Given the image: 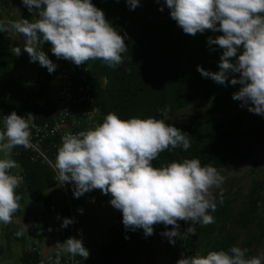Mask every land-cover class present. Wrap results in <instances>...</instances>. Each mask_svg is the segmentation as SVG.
Returning <instances> with one entry per match:
<instances>
[{
  "label": "trees",
  "instance_id": "16d2710c",
  "mask_svg": "<svg viewBox=\"0 0 264 264\" xmlns=\"http://www.w3.org/2000/svg\"><path fill=\"white\" fill-rule=\"evenodd\" d=\"M258 2L25 0L23 21L47 41L49 57L58 56L61 66L73 54L89 66L106 125L104 149L125 174L127 194L117 197L109 240L91 264H144L142 257L168 235L167 224L184 207L190 181L206 166H234L241 156L244 139L254 134L246 129L250 117L242 123L236 114L233 120L207 124L200 112L178 111L204 101L209 110L224 113L256 85L247 69L264 54V37L249 21ZM3 24L0 14V109L16 127L28 126L29 114L32 123L52 120L55 102L46 99L41 105L35 99L42 91L29 92L13 82ZM17 145L10 144L11 157L21 166L23 181L6 190L11 220L6 244L24 240L13 223L21 215V200L42 201L56 182L48 164L31 162L23 148L17 154ZM66 151L59 148L56 155ZM231 179L218 193L192 198L186 228L168 235L164 264H264V258L257 263L264 245V178L252 175L240 201ZM62 222L66 226L64 217ZM21 261L39 264L32 251L23 250Z\"/></svg>",
  "mask_w": 264,
  "mask_h": 264
},
{
  "label": "rangeland",
  "instance_id": "374dc122",
  "mask_svg": "<svg viewBox=\"0 0 264 264\" xmlns=\"http://www.w3.org/2000/svg\"><path fill=\"white\" fill-rule=\"evenodd\" d=\"M23 1L25 0H11L13 14H11L12 20L11 23L9 22V27L11 28V41L24 39L19 44L17 58L22 53L27 60L29 59L28 54L33 53L34 55L36 50L42 51V46L39 44L42 38L33 37L31 38L34 40L33 46L30 47L31 45L28 44L32 31L23 25L21 15ZM39 17L35 15L34 19ZM249 21L256 26L258 35L264 37V0H259L249 15ZM107 50L108 46L103 41L101 51L104 53ZM39 60L40 58H38V64H40ZM59 62L58 56L47 61V64L52 66L54 76ZM247 71L254 73L256 85L246 95L236 100L237 105L233 109L224 113L215 112L209 110V103L199 101L178 111V114L200 112L207 124L223 119L233 120L236 114H239L242 123L250 117L246 129L253 130L254 133L244 139L241 156L234 166L219 169L206 166L195 179L190 181L188 192L196 200L218 193L225 188L224 183L232 178L233 184H236L238 188L236 198L240 201L245 198L252 175L264 178V54L248 67ZM106 141L107 138L104 137L93 151L68 150L53 157L60 179L45 191L42 201L30 202V206L29 204L23 206L22 210L27 212L33 209L28 217H35L28 227L29 231L26 230L25 237L28 239L25 238L24 245L28 246L30 241L35 242L36 240L44 242L47 237L55 241L56 234L59 237L60 252L68 253L72 250L75 257L77 253L80 254L81 260H85L87 264L97 259L101 245L109 240L108 231L118 205L117 197L121 192L127 194L122 165L108 156L104 149ZM13 167L10 154L0 158V177L8 169L13 175ZM253 170L255 171L251 175ZM44 204L53 207V211L48 207L50 212L45 213ZM55 213H59L61 220L59 223L57 221L59 218H55L56 227L52 222V216ZM261 213L264 215V204L261 206ZM3 215V207L0 206V226L4 222ZM63 217L67 223L64 227ZM170 222L172 223L167 224L168 235L179 233L184 229L181 211ZM243 232V230L239 232L238 244L244 238ZM168 235L157 241L147 257H142L144 264H164V246ZM258 251L257 263H261L264 258L263 244L260 245ZM16 262L18 263V260Z\"/></svg>",
  "mask_w": 264,
  "mask_h": 264
},
{
  "label": "built area",
  "instance_id": "2783aa9c",
  "mask_svg": "<svg viewBox=\"0 0 264 264\" xmlns=\"http://www.w3.org/2000/svg\"><path fill=\"white\" fill-rule=\"evenodd\" d=\"M2 13L3 6L0 2V14ZM2 31L8 37L4 24ZM89 71V66L82 64L75 55L68 54L64 57L59 66L55 94L58 111L52 120L32 123V118L28 117V126L16 127L0 109V124L7 130L10 144H18L17 154L23 148L31 162L40 160L48 164L55 172V180L60 179L53 162L59 148L93 151L106 136V125L94 94L96 86ZM27 85L31 87L33 83L29 81ZM37 91L36 87L31 89L33 93ZM35 101L42 104L44 98L37 96ZM15 177L18 183H22L23 178L19 172ZM32 251H36V248ZM44 264H80V261L71 250L65 258H56Z\"/></svg>",
  "mask_w": 264,
  "mask_h": 264
},
{
  "label": "crops",
  "instance_id": "0c3cea01",
  "mask_svg": "<svg viewBox=\"0 0 264 264\" xmlns=\"http://www.w3.org/2000/svg\"><path fill=\"white\" fill-rule=\"evenodd\" d=\"M0 2L3 6L2 18L4 22V28H5L6 33L8 34L7 40H8L11 52H12V60L10 63V66H11L10 74H11V78L13 79V82L16 85L23 87L24 90L29 91V92H31V89L33 87H36L37 90L42 91L41 97L44 98V102H42L41 105L45 103L46 99L55 102V94H56V90L58 87L59 66H58V70L56 71V75L54 76L52 73L51 64L50 65L47 64V61H51L52 59L49 57L48 43H46V41L42 39V41H39V44L42 46L41 52L36 50L34 55L33 53L32 55L28 54L29 59L27 60L22 53L19 55V58H17V50L19 49V44H21L22 41H24V39H20L18 41L16 40L11 41V38H10L11 28L9 27V22L11 23V20H12L11 14H13L12 7H11V0H0ZM24 2L25 1H23L22 3L21 9L23 8ZM21 15H22V11H21ZM23 25L26 27L24 21H23ZM33 37L35 36L32 34V37L29 38L30 43L28 44L31 45L30 47H32L34 43V40L31 39ZM38 38H41V37H38ZM38 58H40L39 60L40 64H38ZM29 81L33 83L31 87L27 85ZM29 117L32 118L31 114H29ZM7 154H10V157H11L9 134L0 125V158L5 157ZM11 161H12V164L14 165L13 175H12V172H10V170L8 169L4 173H2L0 177V206L3 207V212H4V215H3L4 222L0 226V252H2L0 256L1 257L0 263L1 264H23L21 261V254L23 250L32 251L33 248H36V251H32V252L37 254L39 264H44L53 259L62 258V256L68 255L69 252L68 253L60 252V249L58 248L59 237L56 234H55V241L47 237V239L44 240V242H41V240H36L35 242L30 241L28 246L23 244L26 238L25 237L26 236L25 233H27L26 230L29 231L28 227L32 223V220L35 218L33 216L28 217L29 214H32L31 212L33 211V209H31L29 212L22 210L25 204H29L30 206V202H33L26 197L21 200V211H22L21 215L13 220V223L15 225V231L19 233L18 239L24 238V240L21 242L20 240L14 239L9 244L5 243V238H4L5 233H6L5 228H6V225L11 222V220L9 219L5 211V204L7 200L6 190L11 186L16 187L21 184L16 181V177H15L17 172L21 174V166L18 163L14 162L12 157H11ZM48 207L53 211V207L44 204L43 211L45 213L47 211L48 213L50 212ZM55 218L56 219L59 218L57 219V221L61 223L59 213H55V215L52 216V222L54 223V226L56 227ZM16 260H18V263L16 262ZM80 264H87V263L85 262V260H80Z\"/></svg>",
  "mask_w": 264,
  "mask_h": 264
},
{
  "label": "water",
  "instance_id": "95a60500",
  "mask_svg": "<svg viewBox=\"0 0 264 264\" xmlns=\"http://www.w3.org/2000/svg\"><path fill=\"white\" fill-rule=\"evenodd\" d=\"M186 191L188 193V198L186 200V203H185L184 207L181 209L182 219L185 221V223H184L185 228H186V209L192 202V197L189 194L188 189ZM182 258L184 259V254H182Z\"/></svg>",
  "mask_w": 264,
  "mask_h": 264
}]
</instances>
